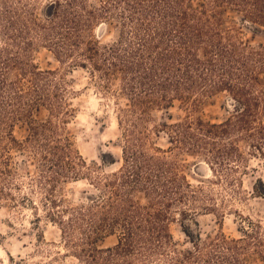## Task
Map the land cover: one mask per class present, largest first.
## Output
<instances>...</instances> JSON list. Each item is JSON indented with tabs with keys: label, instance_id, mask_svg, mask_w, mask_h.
Instances as JSON below:
<instances>
[{
	"label": "trees",
	"instance_id": "16d2710c",
	"mask_svg": "<svg viewBox=\"0 0 264 264\" xmlns=\"http://www.w3.org/2000/svg\"><path fill=\"white\" fill-rule=\"evenodd\" d=\"M104 1L95 12L82 0H58L50 4L54 12L46 13L45 22L28 24L16 15L9 23L13 38L6 36L0 46V197L10 199L6 189L15 186L9 155L16 148L35 156L36 185L51 197L59 184L78 181L91 167L66 133L71 110L56 73L42 71L32 60L38 42L65 65L92 69L111 86L118 81L128 101L119 109L124 132L119 171L91 178L99 196L88 199L87 205L67 207V219L51 215L65 235L85 236L79 241L78 259L84 264H256L250 261L255 255L264 264L262 222L248 223L238 239L219 233L192 240L182 225L193 247L177 248L171 233L177 212L181 217L186 216L183 206H192L195 213L214 207L205 205V190L194 189L184 166L170 156L205 155L216 174L218 169L224 174L234 171L232 163H246L240 142L264 157V45L244 42L237 30L225 27L223 16L231 9L264 27V0ZM108 12L122 20L121 31L116 43L103 45L90 31L98 16ZM221 93L233 103L226 121L213 124L193 114ZM177 101L192 114L160 126L171 144L163 150L149 141L146 125L153 110L170 109ZM41 108L50 113L42 122L34 118ZM57 118L62 127L56 125ZM21 119L29 126L22 143L14 136ZM138 194H143L142 202ZM51 203L58 206L56 199ZM116 234L115 246L97 245Z\"/></svg>",
	"mask_w": 264,
	"mask_h": 264
},
{
	"label": "rangeland",
	"instance_id": "374dc122",
	"mask_svg": "<svg viewBox=\"0 0 264 264\" xmlns=\"http://www.w3.org/2000/svg\"><path fill=\"white\" fill-rule=\"evenodd\" d=\"M58 0H0V46L6 36L12 37L11 21L20 15L23 22L31 24L45 22L46 13H53L50 4ZM87 10L98 12L104 0H82ZM198 3L196 0L195 4ZM113 9V8H112ZM100 14L94 22L91 36L103 45H112L119 40L121 19L115 14L112 17ZM225 27L237 30L238 36L253 47L264 45V27L250 24L241 13L228 9L224 12ZM56 17V16H55ZM9 27V28H8ZM89 34V33H88ZM87 35V34H86ZM32 60L42 71H54L57 83L62 84V94L66 97V106L71 113L65 125L74 148L90 165L87 176L78 181H68L58 186L51 197L47 191L41 190L35 182L37 160L35 156L22 149L11 151L10 164L14 173L11 177V190L6 189L7 197H0V264H84L80 253V243L85 238L80 232L73 238L65 235L59 220L51 215H59L67 219L65 210L87 205L88 199L99 196L95 182L103 174H112L123 164L122 149L124 146L123 128L119 126V109L128 104L120 90L119 82L111 86L104 81L100 73L85 69L78 64L61 63L45 44L36 42ZM264 85V78L262 79ZM66 90V91H65ZM62 98H64L62 96ZM232 101L227 93L207 99L193 113L204 121L219 124L226 121L233 112ZM192 114L180 102H175L170 109L153 110L146 125L149 141L163 150L171 146L164 124H174ZM50 117L49 111L41 108L34 113L38 121ZM264 121V109L262 111ZM57 126L62 127L60 120L54 119ZM157 133V135H155ZM14 136L24 142L29 136L28 121L21 119L15 123ZM238 147L246 159L245 164L232 163L234 171L224 174L218 169L213 173L212 166L205 155H189L175 152L172 156L184 167V173L194 189L203 188L202 196L205 205H212L213 210L195 213L192 206H183L176 214V221L171 224V233L179 250L192 249L191 239L201 235L216 236L223 233L229 239L240 238L241 230L250 222H262L264 226V157L253 155L247 142L238 143ZM217 176V177H216ZM80 182V183H77ZM9 188L8 185H6ZM254 190L256 193L253 194ZM52 199L58 201L54 207ZM143 201V194L136 195ZM186 225L191 239L182 229ZM118 234L103 237L98 241L102 249L117 244ZM252 263L259 264L260 258L253 255Z\"/></svg>",
	"mask_w": 264,
	"mask_h": 264
},
{
	"label": "bare ground",
	"instance_id": "6f19581e",
	"mask_svg": "<svg viewBox=\"0 0 264 264\" xmlns=\"http://www.w3.org/2000/svg\"><path fill=\"white\" fill-rule=\"evenodd\" d=\"M122 153V152H121Z\"/></svg>",
	"mask_w": 264,
	"mask_h": 264
}]
</instances>
